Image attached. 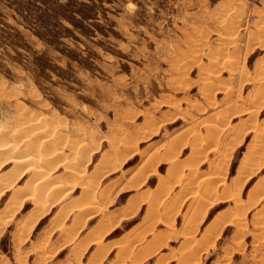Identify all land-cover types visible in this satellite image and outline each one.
<instances>
[{"label": "rangeland", "instance_id": "374dc122", "mask_svg": "<svg viewBox=\"0 0 264 264\" xmlns=\"http://www.w3.org/2000/svg\"><path fill=\"white\" fill-rule=\"evenodd\" d=\"M83 1L86 0H0V125L3 123L5 127L15 123L22 111L19 106H22L30 116L40 115L39 123H43V119L45 129L53 126L48 129L52 132L51 140L61 137L59 140L66 145L78 140V145L80 140L90 144L88 135L90 138L96 135L101 147L91 155L89 172L97 164L100 154L109 148L108 141L114 137H125L127 146L131 141L126 149L136 151L135 156L124 164L128 153L120 155L122 159L118 158L122 162L117 160L115 166L130 167L136 164L137 157L147 158L154 152L168 151L166 155L160 154L165 158L161 159L163 162L156 171L157 176L152 174L148 179V190L156 188L157 191L163 187L164 182L158 180L159 174L165 176L168 168L181 159L177 163L180 167L175 169L178 174L173 172V177H166L169 182L165 179L169 195L167 203L158 207L163 210L159 215L161 219L149 217L144 223L153 226L158 220H165L162 216L167 218L164 208L170 202L176 206L180 203L178 199L185 196L183 193L191 190L186 183H198L197 187L194 186L195 196H201L200 172L210 171L211 159L216 156L218 148L225 146H221V137L229 131L234 134L236 128L250 119L247 108L254 104L253 100L255 104L264 100V79L261 78H264V0H90L95 6L87 10L82 9ZM72 22L77 24L76 28ZM41 25H47L52 31L48 32L53 36L52 45L36 34L43 31L39 28ZM85 33L89 35L84 36ZM210 81L214 82L209 84ZM216 108L222 109L218 118L221 120L222 114L226 115L224 121L227 123L219 121L224 124V131L214 134V141L209 145L205 140L208 123L220 125L214 122L218 118L208 116ZM212 118L214 121L211 122ZM263 121L264 107L257 115V125L261 127ZM60 124L64 128L58 127ZM258 126L247 132L234 148L226 181L235 174L245 152L253 146V135ZM76 130L81 133L80 137ZM174 136L179 139L174 140ZM198 137L202 139L198 140ZM175 145H178V150ZM168 147H174L173 151ZM211 148L213 151L209 152ZM63 153L67 154V149ZM184 159L185 162L187 159L196 163L193 166L197 172L195 175L189 174L190 169ZM123 168L120 167L119 171ZM139 168L136 177L141 175V166ZM180 168L182 176H179L180 170L177 171ZM254 169L251 170L252 174L254 172L252 178L245 183L241 193V201L247 209L244 226L239 228L233 223H225L213 245L201 242V251L189 255L192 248L187 245L189 237L182 233L184 214L188 208L195 207L192 199H188L180 207L177 205L178 211L175 210L177 212L169 220H172V227L164 240H170L145 264H264V159L260 168ZM119 171L111 178L103 179L100 186L116 178ZM63 173L65 175V170L60 169L56 175L64 176ZM192 175L196 177L192 178ZM174 177L181 179L175 182ZM28 178H23L19 186H23ZM169 183L173 184L172 187ZM257 183L261 189L255 188L258 191L255 192ZM109 186L106 185L107 188ZM130 193L120 197L117 205L124 203ZM252 194L258 199L255 204ZM80 198L70 205L77 204ZM7 199L8 196L0 201V208ZM218 201H211L214 204L208 205L207 214L193 238H201L206 225L220 213L226 219V216L230 217L232 209L229 207L233 202ZM100 204L96 205L98 209L95 207L93 213L100 210ZM31 207V203L25 205L9 225L4 226L0 235V264H72L74 260L78 261L67 249L55 251L54 236L39 244L38 239L47 227L49 217L35 228L34 233L27 236L20 233L21 220L29 215ZM145 209L143 206L135 220L128 222L126 227L122 225V229L118 228L110 238L122 234L123 229L129 228L144 214ZM108 225L103 227L106 232ZM109 226L110 230L112 225ZM161 228L156 225L154 232ZM90 250L76 263L86 261ZM186 255L191 258H186ZM111 256L112 253L106 260L109 261ZM124 262L133 264L134 261L126 259Z\"/></svg>", "mask_w": 264, "mask_h": 264}, {"label": "bare ground", "instance_id": "6f19581e", "mask_svg": "<svg viewBox=\"0 0 264 264\" xmlns=\"http://www.w3.org/2000/svg\"><path fill=\"white\" fill-rule=\"evenodd\" d=\"M229 41H231V40H229ZM211 58H213V57L211 56ZM218 58H219V56H218ZM213 70H214V68L212 69V71ZM212 71H211V73H212ZM214 76L216 77L215 74H214ZM257 76H258L257 78L261 81V79L259 78V75H257ZM261 78H262V80L264 79L263 77H261ZM213 82L214 81H210L209 84H211ZM263 82H264V80H263ZM253 103L255 104L254 100H253ZM254 104L252 106H250L249 108H247L248 110L246 109L247 110V113H249V115H250V119L248 118L247 119L248 120L247 122L244 121L245 124L243 123V126L238 127V129L237 128L235 129L236 132L233 134V137H231L232 139H231L230 145L227 144V145H225L222 148H218V150L216 152V156L213 157L211 159V162L209 163L210 166H211V167L209 166L210 167L209 168L210 171H208L207 173L206 172L205 173L203 172L204 174H202V172H200L201 173V176H200L201 178H199L200 180L199 179L198 180H199V183L202 185V188H203L202 189L201 196L199 195L198 198H196V196H195V195H197L196 194V191H195L196 190L195 187H197L196 185H198V183L196 185L194 184V182L186 183L189 186L188 188L191 189V190H189V191L186 190L187 192L185 191L183 193L185 196L181 200L178 199L180 201V203H176L175 202L176 203V206H172L171 204L174 203V202H170L171 203V204L169 203L170 206L168 204V206H166V209L163 207L164 208V212L167 215L166 216L167 218H165L164 216H162V218L165 219V220L162 221L163 222V225L171 228L172 226L170 227V224H172V223H170V222L172 220L170 222H169V220L172 217V215H174L175 212L178 211V209H176V208L178 206L180 207L181 204L184 201H186L188 198L195 197V199H196L195 200V203H194V207L195 208H190V209L188 208L187 209L186 213L184 214V226H183L184 228L182 227L183 228V232L182 233L186 234L187 237H189L188 243L187 242L186 243H187L188 246L191 245V247H192L190 249V246H189V249H190L189 250V252H190L189 255H191V254H193V255L195 254L196 255V254H198V252L201 251V249H200L201 248L200 246H202L201 242L208 243V245H210V244L213 245L214 241L217 239L216 237L219 236V233H220V231L223 228V226H224L225 223H231V224L233 223V224L239 226V228H240V226L241 227L244 226V223H245L244 221L246 219L245 218V215H246L247 209H246L245 205L241 201L242 200L241 199L242 189H243V186L245 185V183L249 182V180L252 178V175L254 174V172L252 174L251 170L254 169V168L257 170L258 168H260V166L262 164V161L264 159V149H263V147H264V121H263V124L261 125V127L258 126L257 125V122H256L258 113L264 107V100H262V99L260 101L258 100L257 103L255 105ZM17 107L18 106H16V108ZM19 107H20V109L22 111L19 113L16 121L14 120L15 123H12L11 122L12 123L11 126H5V127H3V125H4L3 123H2V125H0V201L2 199H5L8 196V199L4 203V206L2 208H0V235H1L2 231H3V229H4V226H6L9 223V221H11L12 218H14L15 216L18 215V211L20 209H22L28 203H31L32 207L30 209L29 215L26 218H24L23 220H21V226L18 228V230L20 231L21 234H23L25 236L29 235L32 232V229H34V227L38 224V221L42 217H44L52 208H54L55 206L59 205L60 203H62L63 201H65L69 197H71L75 193V191L77 189H79V188L81 189V194H80L81 198L79 197L81 200L79 202H77V204L76 203H73L72 205H66L65 204L66 202H65L64 205L66 207L64 206V207L61 208V212H60L59 217L61 216V218H65L66 219V217L68 216V214L74 208L78 211V214L76 216L77 218H76L75 222L77 220H79V218L81 216H83V214H85V213H89V215L90 214H93V211L95 210V207H97L96 205L99 204V203H101V201H99V200L100 199H103L104 197L105 198L103 200H105L108 197V193L107 192H108V189H109L110 186L108 188L106 186H103L102 187V186H100L101 185L100 182L105 177H108V175L111 174V170L114 171V167H116L115 165H116V161L117 160H120V162H122V160H121L122 159L121 158L122 156L120 157V155H122L121 149L125 148L126 153H128L127 152L128 149H126V148L129 147V143L131 141L129 143L127 142L128 143V146H127V144L124 143V138L125 137H123V139H122V137L119 138V137H114L113 136L114 138H112L110 141H108L109 142V144H108V146H109L108 150L106 152L104 151L105 152L104 155L100 158V160L98 161V163L94 166L93 170H90L91 172H89V168H90L89 167V164H90L91 155H92V153L94 151L98 150L101 147L100 142H98V140H96V137H95L96 135L93 134L94 137H91V138H90L91 135H88L89 136L88 138L90 140V144H87L88 142L87 143H85V142L82 143L81 140H80V142H79L80 144L78 145L77 144V142L79 141L78 140L77 142H74V143H76L75 145H74V143H70V144H72V145H70L68 142H67L68 145H66L63 140H59L61 137L58 138L59 137L58 135H57L58 136L57 137L58 139L51 140L50 136L52 135L51 134L52 132L50 131L51 132L50 133L49 130H48V129H51L50 128L51 125L48 123L47 125H50V126H48L45 129L46 125L44 124V120L41 119L42 122H43V123H41L42 125L39 123L40 122V120H39V116L40 115L37 117L36 116V113H35V115L33 114L34 116H32V115L30 116L29 113H26L28 110H26V112H25V109L23 111L22 106H19ZM219 111L221 112L222 109L220 110V108L219 109L216 108V111L215 112L213 111V113L209 114L208 116L209 117H213L214 116V119H215V117L218 118L221 115ZM222 113H224V112H222ZM222 116L226 117V115H223V114H222ZM224 117L223 118L221 117V120L224 121L225 120ZM12 118H13V116H12ZM51 119H52V121L54 120L53 118H51ZM226 119H229L228 116H227ZM230 119H231V116H230ZM212 120H213V118L211 119V122H212ZM221 120H220V118H218V121H216V120L214 121L213 120L214 122H218L220 125L208 123V126L209 127H208V130H206V131H208L207 132L208 133V136H207V139H205V140H208L207 142H208L209 145H212V142L214 141L213 140L214 134H217V132L219 133V132L224 131L223 126H224V124L226 125L227 122L224 121V124L223 123L221 124L219 122ZM8 122H10V121H8ZM45 122H47V121H45ZM5 123H7V122H5ZM54 123H55V121H53V125H54ZM60 123H61V121H60ZM169 123H167V124H169ZM58 124H59V122H58ZM61 124L58 127H60ZM62 125L65 127L64 124H62ZM63 126H61V128H64ZM257 126H258V128H257L258 130H256L255 134L253 135V146L245 152V154H244L241 162L239 163L238 167L236 168L235 174L232 177H230V179L228 181H226V171H227L229 162H230V160L232 158V154H233L234 148L236 147L235 145H237V144L239 145L241 143L243 137L245 136V134H247V132L255 129ZM51 127H53V126H51ZM204 127H206V126H204ZM55 128H56V126H55ZM61 128H60V130H61ZM58 131H59V129H58ZM77 133H78V131H77ZM176 133H174V134L178 136L179 134H176ZM56 134H59V133H56ZM174 134H172V136ZM185 134H187V133H185ZM59 135H61V134H59ZM74 135L77 136L76 133H74ZM74 135L72 134V136H74ZM80 135H81V133L79 134V137H80ZM64 136H66V135H64ZM182 136L183 135L180 136L181 139L184 138ZM218 136H220V135H218ZM126 138H128V137H126ZM175 138L176 137L174 136V140H175ZM177 138L179 139V137H177ZM200 139H202V138H199L198 140H200ZM214 139H216V138H214ZM71 140H73V139H71ZM71 140H70V142H71ZM74 141H76V139ZM96 141L98 142V144H96L97 143ZM165 141H166V139H165ZM171 141H169V143ZM167 142H166V144H168ZM172 142H171V144H174ZM175 143H176V141H175ZM93 144L96 145V146H94ZM90 145H93V147L90 148ZM197 145H198V143H197ZM182 146H184V145H182ZM214 146H216V145H214ZM214 146L212 148H215ZM221 146H222V144H221ZM207 147H206V149H207ZM168 148H170V147H168ZM168 148H166V149H168ZM176 148L178 150V145L177 146L175 145V149ZM212 148L209 150V152H212L213 151ZM64 149H67V151H68L67 154L66 153H63V150ZM163 149H165V147ZM173 149H174V147H173ZM173 149H171V151H173ZM129 150H128L129 153H131L129 155V158H131V157H133L135 155V152L136 151L134 152L133 149H132L133 151H131L130 148H129ZM198 150H200V149H198ZM108 151H112V152L114 151L113 152L114 154L112 155L113 158H112V156H109V154H107ZM260 152H263V153L260 154ZM123 153H124V151H123ZM166 153H163V152L162 153H156V152H154L152 154H149L148 157L146 158V160L141 165V175L139 177L137 176L138 178L136 177L135 174L133 175V176L136 177V180H138V181H135V182L136 183L137 182L138 183L140 182V184L142 185V181L143 180L145 181V179L149 178L152 174L154 176L156 174L157 167L159 168L158 163L160 161H162L161 160L162 158H165V157H163L160 154L166 155ZM170 153L171 152H169V155H170ZM175 153H177V152H175ZM170 156H172V155H170ZM173 156L171 158H173ZM118 157H120L121 159H119ZM166 157L168 158V156H166ZM194 158L196 159V157H194ZM174 159L175 158H173V160ZM173 160H172V162H173ZM189 160H191V159H189ZM179 161L176 160V164H174V166L171 165L172 167L170 166V168H168V170L166 171V175L165 176H162V174H159L158 180H160L162 183L164 182L163 183L164 185H161L163 187L159 188L156 191L157 192L156 195L153 194L154 197H152V199L149 200V198L151 196L150 195H148L150 197L147 196L148 197V200H149V207H148V212L147 213L149 215H152V217H153V215H156L157 216L158 207L161 206V205H163V204H165V202H166L167 195H169L168 194L169 191H168V188H167L168 187L167 186V183L165 184V181L168 180V179H166V177L171 176V174L173 172H175V173L178 174V172H176L175 169L178 168V166L180 167V165H178L179 164L178 163ZM183 161L185 162V159ZM186 162L188 164L187 167L190 169V171H189L190 173L189 174H194L195 175V173H197V172H196V170H194L195 168L193 166H195L194 164H196V163H193V162L191 163V161L189 162L187 159H186ZM124 163H126V162H123V164ZM181 168H183V167H181ZM181 168L177 170V171L180 170L179 176L183 173V172L181 173V171H182ZM188 168H187V170H189ZM60 169H64L65 170V175L63 173L64 176H61L62 174H60V176H57L56 175V173ZM255 169L253 171H255ZM139 170H140V168H139ZM248 171H250V172H248ZM88 172H89V174H87ZM187 173L185 175H187ZM28 176H29V178L25 181V184H23V186H19L18 183L21 180H23V178H26ZM187 176L189 177L188 179H191V177L189 175H187ZM171 177H173V175ZM171 177H169L170 180H171ZM194 177H196V176H193L192 178H194ZM197 178H196V180H197ZM173 179L175 180V182H179V180L181 178L178 180V177L177 178L174 177ZM188 179H186V181ZM133 180H135V179H133ZM166 182H169V180L166 181ZM196 182H198V181H196ZM180 183H179V185H180ZM259 183H261V182H259ZM259 183H257V184L254 185V191L255 192H258V191H256V189H261L260 186H259ZM140 184H138V185H140ZM169 184H171V183H169ZM172 185L173 184H171L169 186L172 187ZM174 186H176V185H174ZM123 187H125V185ZM137 187H139V186H137ZM155 189H154V192H155ZM218 189H220V191H218ZM197 192H199V191H197ZM256 194H258V193H256ZM253 195L254 194H252V196L251 195L250 196L253 199H255L254 200L255 201L254 204H255V203H257V200L258 199L256 200L257 197L255 198ZM259 197H261V196H259ZM78 200L79 199L77 198V201ZM218 200H221V201L231 200L233 202V206L232 207H229V210L232 209L231 212L228 211L229 213H231L230 217L226 216L227 217V219H226L225 217H222L221 216L222 213H220V216L218 218H216L217 217L216 216L215 217V220L212 221L211 224L206 225V227L203 229V231L201 233V236H200L201 238H198V239L193 238V235H195V233H196V231L198 229L199 223L203 220V218L205 216L206 208L208 207L209 204L213 203L211 201H218ZM136 201L138 202V200H136ZM67 204H68V202H67ZM96 209H98V207ZM191 209H193V210H191ZM131 210H133V209H131ZM175 210H177V211H175ZM225 211H227V210H225ZM56 214H57V212H56ZM225 214H223V215H225ZM56 216H58V214ZM59 217H58V219H59ZM158 217H160V216H158ZM116 218H117V216H116ZM83 219H84V217H83ZM147 219H149V218H146V220ZM152 219H154V218H152ZM155 219H156V217H155ZM160 219H161V217H160ZM52 220L54 221V220H57V219L55 217ZM18 222H20V221H18ZM108 226H107V228L109 230V227L110 226L109 227ZM59 227H61V226H59ZM76 230H78V229H76ZM67 231H69V230H67ZM66 234L68 235V232ZM147 235H148V233H147ZM74 236H72V237L74 238ZM93 236L94 235H92L91 237H93ZM100 236H98V237H100ZM136 236H137V233H136ZM87 238H88V236H87ZM143 238H144V236H143ZM85 239L86 238H84V242H85ZM89 239H91V238H88L87 240L89 241ZM134 239H137V238H134ZM73 240L74 239H71V241H73ZM65 242H67V241H65ZM81 242L82 241H80V243H78V244L79 245L80 244L82 245ZM85 243H87V241ZM94 243H95V240H94ZM135 243H137V242H135ZM72 244H74V243H72ZM83 245H84V243H83ZM78 246H77V248H78ZM72 247H73V245H72ZM73 248H75V247H73ZM57 250H58V248H57ZM187 251L188 250H186V253H187ZM95 252H97V251H95ZM75 253H77V251ZM147 253H148V251H147ZM186 253H184V254H186ZM78 256H79V254H78ZM93 256H95V254ZM198 256L199 255H197V257ZM3 257H5V256H3ZM184 257H185V255H184ZM96 258H97V256H96ZM186 258L189 259V258H191V256L188 257L186 255ZM186 263H184V264H186Z\"/></svg>", "mask_w": 264, "mask_h": 264}, {"label": "crops", "instance_id": "0c3cea01", "mask_svg": "<svg viewBox=\"0 0 264 264\" xmlns=\"http://www.w3.org/2000/svg\"><path fill=\"white\" fill-rule=\"evenodd\" d=\"M231 137H233V133L229 131V133H227L226 135L221 137L220 143L221 144L225 143V145L230 144L231 139H232ZM236 147H237V145H236ZM107 150H108V148L105 150V152ZM122 150L126 154L125 148L121 149L122 154H124ZM105 152H102L100 154L99 160L104 155ZM113 152L108 151L107 154H109V156H112L114 154ZM127 152L129 153L128 150H127ZM130 154L131 153H129L127 158L124 159L125 162H127L129 159H131L135 156L134 155L133 157L129 158ZM135 154H136V152H135ZM112 158H113V156H112ZM145 159H146L145 156L137 157L136 164L135 163L133 164L134 167L133 166L127 167L126 165L125 166L122 165V166L114 167V171L111 170V174L108 175V177H105L104 179H107L109 177L111 178V176H113V173H116V172L118 173L120 167H124L122 171H119V174H118V176H116V178H112V179L106 181L105 184H103L104 186L110 185V187H109L110 190L108 191L107 199L101 201L100 210H98L96 213H93L90 215H89V213H85V214H83V216H81L79 218V220H77L75 222V220L77 218L76 216L78 214V211L74 208L68 214L66 219L61 218V216L59 217L60 212H61V208L65 206L64 205L65 202H66L65 203L66 205H70L74 201V199L76 200L77 198L80 197L81 189L79 188L75 191V193L71 197H69L67 200L63 201L59 205L52 208L44 217H42L38 221V224L34 227V229H32L31 233H34L35 228L37 226H39V224L44 219L49 217L48 225L44 229L43 233L40 235V238L38 239L39 244L44 239L54 236L56 239V244H55L56 251L61 252V251H64L67 249V250H69V253H72L73 256L74 255L76 256V257L75 256L74 257L77 258L76 260H78V261L87 253L88 250L91 249L88 256H87L86 261L82 262L81 264H104V261H105V264H125L124 261L126 259H130V258L134 261L133 264H145L146 260H148L154 254H156L159 250H161L166 245V243H168V241L170 239L166 238L164 240V236L167 234V232L169 230H171V228L164 226L163 222L161 220H158L156 223L153 224V226H151L150 223H148V225L144 224L149 220V219L146 220V218L152 217V215H149L147 213L148 207H149V200L152 199V197H154L153 194L156 195L157 192H156V190L154 192V188L152 190H148L146 187V184H147L148 179L150 177L145 179V181L143 180L144 182L142 181V185L140 184V182L136 183L135 181H138V180H136V178H134L135 180H133L132 177L137 172V170L139 169L141 164L145 161ZM98 161H97V163H98ZM161 162L162 161H160L158 163L159 166H160ZM157 171H158V167H157ZM154 176H157V172ZM138 184H140V185H138ZM124 185H125V187H123ZM137 186H139V187H137ZM125 193H130V194L128 195V197L126 198L124 203L117 205L118 199L120 197H122ZM149 193L151 194L150 195L151 197L148 196ZM147 196L150 197L149 200H148ZM188 199H192V202L195 203V200H196L195 197H190ZM136 200H138V202ZM167 200H168V197L166 198L165 203H167ZM67 202H68V204H67ZM143 206L146 207L145 212H144V214H142V216L136 222H134V224H132L129 228L123 229L122 234H120L119 236L110 238L111 234H113L118 228L122 229V225H124V226L126 224L128 225V222L135 220L138 217L140 211H142ZM131 209H133V210H131ZM56 212H57L58 216H56L57 215ZM160 214H161V210L158 208L157 216L153 215L152 218L158 217ZM206 214H207V210L205 212V216H206ZM116 216H117V218H116ZM55 217L57 220L53 221L52 219H54ZM58 217H59V219H58ZM83 217H84V219H83ZM106 224L112 225L111 229L108 230L107 232L103 229V226H105ZM156 225H160V226H162V228L159 229L157 232H154ZM59 226H61V227H59ZM76 229H78V230H76ZM67 230H69V231H67ZM67 232H68V235L66 234ZM136 233H137L138 237L136 236ZM147 233H148V235H147ZM91 234L94 236L91 237L92 236ZM86 235L88 236V238H91V239H89V241L87 240L88 238ZM72 236H74V238ZM98 236H100V237H98ZM143 236H144V238H143ZM84 238H86L85 242L87 241V243L84 242ZM134 238H137V239H134ZM71 239H74V240L71 241ZM94 240H95V243H94ZM65 241H67L68 243ZM80 241H82L81 242L82 245L80 244L81 246L78 244V243H80ZM135 242H137V243H135ZM72 243H74V244H72ZM83 243H84V245H83ZM72 245L75 248H73ZM77 246H78V248H77ZM57 248H58V250H57ZM74 251L75 252L77 251V253H75ZM95 251H97V252H95ZM147 251H148V253H147ZM110 253H112V256H111L110 260L108 261L106 259ZM45 254H47V253H45ZM78 254H79V256H78ZM94 254H95V256H93ZM96 256H97V258H96ZM170 260L171 259H169L167 262H170ZM78 261L74 260V262L72 264H77ZM150 264H154V263H150Z\"/></svg>", "mask_w": 264, "mask_h": 264}, {"label": "trees", "instance_id": "16d2710c", "mask_svg": "<svg viewBox=\"0 0 264 264\" xmlns=\"http://www.w3.org/2000/svg\"><path fill=\"white\" fill-rule=\"evenodd\" d=\"M81 6H82V9L83 10H87V9H91L90 7H94L95 6V3L94 2H92V1H90V0H86V1H83L82 2V4H81ZM85 17H86V15H84L83 16V18L85 19ZM42 26V27H41ZM39 28H43V31H37V35L45 42V43H47L48 45H52V43H53V36H50L49 35V33H50V31L51 30H48V27H47V25L45 26V25H41ZM72 26L74 27V28H76L77 27V24L74 22H72ZM45 29H47L48 31L47 32H45L44 30ZM49 32V33H48ZM52 32V31H51ZM46 33V34H45ZM89 35V33H85V35L84 36H88ZM48 36H50V37H48Z\"/></svg>", "mask_w": 264, "mask_h": 264}]
</instances>
